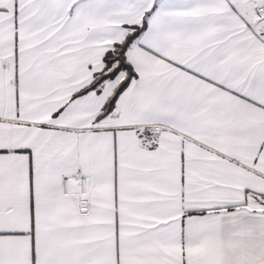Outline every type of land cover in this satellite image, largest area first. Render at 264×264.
Wrapping results in <instances>:
<instances>
[{"label": "snow or ice", "instance_id": "6c2138e0", "mask_svg": "<svg viewBox=\"0 0 264 264\" xmlns=\"http://www.w3.org/2000/svg\"><path fill=\"white\" fill-rule=\"evenodd\" d=\"M0 264H264V0H0Z\"/></svg>", "mask_w": 264, "mask_h": 264}]
</instances>
